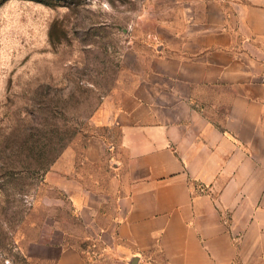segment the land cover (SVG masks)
<instances>
[{
    "label": "rangeland",
    "instance_id": "obj_1",
    "mask_svg": "<svg viewBox=\"0 0 264 264\" xmlns=\"http://www.w3.org/2000/svg\"><path fill=\"white\" fill-rule=\"evenodd\" d=\"M231 1L0 0V264H53L63 245L117 264L119 174L89 145L118 141L104 124L122 99L150 95L160 60Z\"/></svg>",
    "mask_w": 264,
    "mask_h": 264
},
{
    "label": "crops",
    "instance_id": "obj_2",
    "mask_svg": "<svg viewBox=\"0 0 264 264\" xmlns=\"http://www.w3.org/2000/svg\"><path fill=\"white\" fill-rule=\"evenodd\" d=\"M231 3L160 60L150 95L122 99L104 124L118 141L89 145L119 174L117 264H264V0ZM53 264L89 263L63 245Z\"/></svg>",
    "mask_w": 264,
    "mask_h": 264
}]
</instances>
